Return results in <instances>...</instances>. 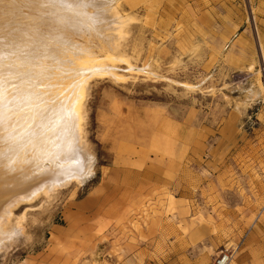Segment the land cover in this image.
I'll return each mask as SVG.
<instances>
[{
  "label": "rangeland",
  "instance_id": "rangeland-1",
  "mask_svg": "<svg viewBox=\"0 0 264 264\" xmlns=\"http://www.w3.org/2000/svg\"><path fill=\"white\" fill-rule=\"evenodd\" d=\"M119 10L92 44L118 76L80 103L94 172L14 207L0 264H264V0Z\"/></svg>",
  "mask_w": 264,
  "mask_h": 264
},
{
  "label": "bare ground",
  "instance_id": "bare-ground-1",
  "mask_svg": "<svg viewBox=\"0 0 264 264\" xmlns=\"http://www.w3.org/2000/svg\"><path fill=\"white\" fill-rule=\"evenodd\" d=\"M119 6L120 0H0V251L16 234L6 224L14 207L41 190L85 183L94 172L80 103L92 77L118 76L92 44L106 40L112 49L125 35L133 18ZM218 260L230 261L223 254Z\"/></svg>",
  "mask_w": 264,
  "mask_h": 264
},
{
  "label": "built area",
  "instance_id": "built-area-1",
  "mask_svg": "<svg viewBox=\"0 0 264 264\" xmlns=\"http://www.w3.org/2000/svg\"><path fill=\"white\" fill-rule=\"evenodd\" d=\"M224 255L227 256V257L229 258V260H230V255H229V254L224 253L223 256H224ZM213 264H220V260H218L217 262L214 261Z\"/></svg>",
  "mask_w": 264,
  "mask_h": 264
},
{
  "label": "crops",
  "instance_id": "crops-1",
  "mask_svg": "<svg viewBox=\"0 0 264 264\" xmlns=\"http://www.w3.org/2000/svg\"><path fill=\"white\" fill-rule=\"evenodd\" d=\"M250 67H252V65Z\"/></svg>",
  "mask_w": 264,
  "mask_h": 264
}]
</instances>
